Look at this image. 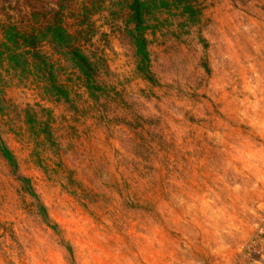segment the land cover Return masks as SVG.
Returning a JSON list of instances; mask_svg holds the SVG:
<instances>
[{
  "label": "rangeland",
  "instance_id": "rangeland-1",
  "mask_svg": "<svg viewBox=\"0 0 264 264\" xmlns=\"http://www.w3.org/2000/svg\"><path fill=\"white\" fill-rule=\"evenodd\" d=\"M132 2L0 0V264H239L263 234L264 0H146L148 72Z\"/></svg>",
  "mask_w": 264,
  "mask_h": 264
},
{
  "label": "trees",
  "instance_id": "trees-1",
  "mask_svg": "<svg viewBox=\"0 0 264 264\" xmlns=\"http://www.w3.org/2000/svg\"><path fill=\"white\" fill-rule=\"evenodd\" d=\"M182 2L184 4V7L186 9H192L193 4L191 3V0H177ZM147 2L146 0H133V2L129 6V14L133 19L134 22V36L133 41L134 45L136 47V53L139 57V63L141 64L140 69L147 70L148 65V52L146 49V36H145V29H146V15L148 14L147 9ZM50 33L53 37H56L58 39H63L64 35V29L62 25L54 23L53 25H50ZM19 34V33H18ZM20 36L18 37V40L21 41V43L24 46H28L33 49H37L39 44L41 43V38L35 35L33 32H27V33H20ZM71 55L74 59L75 63L77 64L78 68L82 71V73L87 77L89 81L92 80V77L95 76V70L93 64L90 62V60L87 58L86 55H84L81 52V49L78 46H72L71 47ZM3 153L8 158L11 157L10 153L6 148H3Z\"/></svg>",
  "mask_w": 264,
  "mask_h": 264
},
{
  "label": "crops",
  "instance_id": "crops-1",
  "mask_svg": "<svg viewBox=\"0 0 264 264\" xmlns=\"http://www.w3.org/2000/svg\"><path fill=\"white\" fill-rule=\"evenodd\" d=\"M237 261L239 264H264V232L262 235L256 234L250 248Z\"/></svg>",
  "mask_w": 264,
  "mask_h": 264
},
{
  "label": "built area",
  "instance_id": "built-area-1",
  "mask_svg": "<svg viewBox=\"0 0 264 264\" xmlns=\"http://www.w3.org/2000/svg\"><path fill=\"white\" fill-rule=\"evenodd\" d=\"M247 248H250V246H249V247H247Z\"/></svg>",
  "mask_w": 264,
  "mask_h": 264
}]
</instances>
